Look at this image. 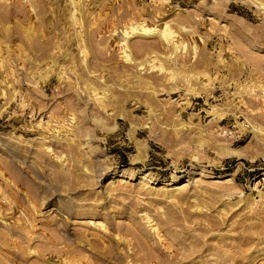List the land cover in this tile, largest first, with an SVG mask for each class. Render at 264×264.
Segmentation results:
<instances>
[{"label":"rangeland","instance_id":"1","mask_svg":"<svg viewBox=\"0 0 264 264\" xmlns=\"http://www.w3.org/2000/svg\"><path fill=\"white\" fill-rule=\"evenodd\" d=\"M0 264H264V0H0Z\"/></svg>","mask_w":264,"mask_h":264},{"label":"bare ground","instance_id":"2","mask_svg":"<svg viewBox=\"0 0 264 264\" xmlns=\"http://www.w3.org/2000/svg\"><path fill=\"white\" fill-rule=\"evenodd\" d=\"M115 172H116V171H115ZM124 173H125V172H121V174H122L121 176H123V175L126 174V173H125V174H124ZM149 173H150L149 171H143V172H141V177H142V179H143V180H150L149 182H151V179L148 178V174H149ZM114 174H117V173H114ZM218 176H219V175H218ZM115 177H116V175H113V178H115ZM129 179H130V180L135 179L134 175H130V176H129ZM164 184H165V185H172L173 183L170 182V181H168V182H164ZM167 231H168V230H167ZM190 234H191V233H190ZM193 239H194V238H193ZM195 241H196V240H195ZM255 251H256V250H255ZM256 256H257V255H256ZM175 260H176V259H175ZM196 261H197V260H196ZM174 262H175V261H174Z\"/></svg>","mask_w":264,"mask_h":264}]
</instances>
